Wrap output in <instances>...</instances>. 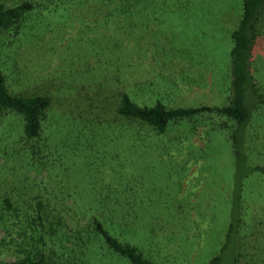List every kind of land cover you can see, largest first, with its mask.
I'll return each mask as SVG.
<instances>
[{"label":"rangeland","instance_id":"1","mask_svg":"<svg viewBox=\"0 0 264 264\" xmlns=\"http://www.w3.org/2000/svg\"><path fill=\"white\" fill-rule=\"evenodd\" d=\"M7 1L12 5L26 0ZM241 2L199 0L198 7L185 11L190 1L153 0L150 7L146 5L147 11L128 16L119 29L95 23V15L77 13L80 7L65 12L60 5V11L52 13L42 8L29 16V20L35 18L36 28L29 22L22 44L4 53L6 75L17 74L18 61L26 77L23 94L52 98L49 122L64 119L94 128L105 125L92 141L99 155H88L90 150L85 149L83 155L64 160L67 175H57L64 188H82L79 201L86 204L129 200L130 207L140 208L141 223L157 216L182 226H178L182 232L178 237L135 240L156 264H207L220 254L237 195L244 200L248 223L239 241L242 264H264V109L254 116L245 138H240L242 132L236 136L235 123L228 122L230 128L223 129L218 118L195 126L179 124L167 137L147 136L153 132L150 127L118 114L125 93L142 104L162 101L169 108L227 105L230 35L239 21ZM80 42L83 50H79ZM156 53L162 57L155 58ZM84 55L89 57L87 67L95 55L104 57L101 73L82 72ZM254 56L253 73L264 88V17ZM135 130L144 136H136ZM90 137L86 134L84 140ZM104 143L108 149L100 155ZM247 161L262 167L261 173L248 168ZM33 175L49 199V210L54 209L56 183L47 171ZM64 222L73 227L69 218ZM4 237L6 232L0 230V241ZM14 260L6 251L0 256V261ZM229 263L226 257L225 264Z\"/></svg>","mask_w":264,"mask_h":264},{"label":"trees","instance_id":"2","mask_svg":"<svg viewBox=\"0 0 264 264\" xmlns=\"http://www.w3.org/2000/svg\"><path fill=\"white\" fill-rule=\"evenodd\" d=\"M152 1L26 0L10 5L9 1L0 0V230L6 232V237L0 241V256L6 251L15 258L12 262L0 261V264H156L139 247V240H135L146 237L151 242L152 238L182 234L180 224L172 226L157 216L141 223L138 220L140 208L130 207L129 200L115 198L114 203L94 200L86 204L79 201L82 200L81 191L84 192L82 188H73L72 191L64 188L57 179V175L60 178L67 173L64 160L71 155H83L85 149L90 150L88 155H99L94 152L97 149L93 148L92 141L97 137L96 131L103 130L105 125L99 124L94 128L64 119L49 122L52 98L23 94L22 90L27 86L26 77L22 76L18 61L15 62L17 74L13 78L6 75L2 61L8 49L11 52L14 45L22 44L21 37L30 27L29 22L36 28L35 18L29 20V16L37 10L44 8L43 12L52 13L60 11L61 5L65 9L62 11L68 12L71 8L80 7L77 13L95 15V23L113 24L119 29L128 16L147 11L146 5L150 7ZM180 1L191 2L184 6V10L189 11L198 7L199 0ZM263 17L264 0H242L239 21L230 35L231 81L227 105L169 108L162 101L142 104L125 93L118 114L150 127L153 132L147 136L167 137L179 124L195 126L199 122L207 124V119L218 118L225 125L223 129L230 128L228 122L235 123L236 136L242 132L240 138H245L254 116L264 109V88L253 73L254 53ZM79 46V50L84 49L81 42ZM117 47L120 49L119 45ZM32 48L25 51L24 56ZM154 57L162 55L156 53ZM166 57L168 60L172 58ZM104 60L103 56L95 55L90 60L93 66L87 67L89 57L84 55L82 72L90 76L97 75L96 70L101 73L99 66ZM107 127L124 130L123 126ZM86 134L91 136L88 140H84ZM135 134L144 136L140 130H135ZM104 144L105 151L100 155L108 149L107 143ZM235 147L238 154V145ZM236 156L242 157V161L247 160L245 155ZM247 166L254 173L263 170L260 166H251L248 161ZM45 171L58 187L56 207L50 210L46 205L49 199L42 195V186L34 182L37 180L33 175L38 176ZM236 200L229 211L230 222L221 252L207 264H225L226 257L230 258L229 264H242L239 241L248 223L242 196L237 195ZM48 210L58 214L54 215L53 211L52 216ZM61 217L63 220L69 218L73 227L66 226ZM163 217L167 219L165 215ZM63 224L65 228H62Z\"/></svg>","mask_w":264,"mask_h":264}]
</instances>
